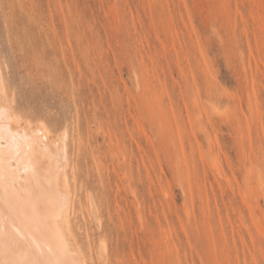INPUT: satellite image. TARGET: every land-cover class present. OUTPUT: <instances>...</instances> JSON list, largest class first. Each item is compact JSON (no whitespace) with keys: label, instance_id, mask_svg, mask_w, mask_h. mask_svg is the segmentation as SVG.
<instances>
[{"label":"rangeland","instance_id":"rangeland-1","mask_svg":"<svg viewBox=\"0 0 264 264\" xmlns=\"http://www.w3.org/2000/svg\"><path fill=\"white\" fill-rule=\"evenodd\" d=\"M0 62L88 264H264V0H0Z\"/></svg>","mask_w":264,"mask_h":264},{"label":"bare ground","instance_id":"bare-ground-1","mask_svg":"<svg viewBox=\"0 0 264 264\" xmlns=\"http://www.w3.org/2000/svg\"><path fill=\"white\" fill-rule=\"evenodd\" d=\"M3 72L0 62V79L3 80V84L0 85V153L7 152L12 156L11 158L22 162L26 170L25 176L27 175V179L21 181L24 188V190L22 189V195H19L20 192L17 193L12 185L7 184V182L1 186L0 210H4L8 206L9 199L12 201L13 208L22 207L28 202L39 201L46 209L44 225L41 231H37L34 227L29 230L25 223L17 221V227L22 233L27 234L26 242L32 246V250L37 253L38 258L43 260L45 264H57L59 260L65 261L66 264H88L82 249L79 247V242L74 239L73 236L75 235L71 232V218L74 212L75 201L71 197L72 190L70 191L69 188L70 182L68 181L71 180H69L66 173L70 160V155L66 148L68 146L65 144L67 138L64 134H61L59 138L53 139L50 129L43 122L39 126L37 124L38 127L34 126L35 128L32 127V124L28 120L24 124L21 122V118L17 116L12 108ZM37 163L47 166L46 169L49 167L54 168V175L43 178L41 174L39 175L36 172L37 168L35 166L39 165ZM70 165L72 166V164ZM70 170L72 171L73 169L71 168ZM10 173V175L14 174L13 171ZM20 180H22V177ZM22 196L24 199L21 198ZM87 205L86 209L88 211L92 207L93 209L95 207L93 200L87 203ZM98 222L100 221L98 220ZM105 248L106 246L102 245L101 251L104 252ZM7 259L9 257H6L0 251V262Z\"/></svg>","mask_w":264,"mask_h":264},{"label":"snow or ice","instance_id":"snow-or-ice-1","mask_svg":"<svg viewBox=\"0 0 264 264\" xmlns=\"http://www.w3.org/2000/svg\"><path fill=\"white\" fill-rule=\"evenodd\" d=\"M2 84L3 80L0 79V85ZM45 212L44 205L39 201L28 202L22 207L13 208L12 201L9 199L8 206L0 210V251L9 259L0 264H45L32 250V246L26 242L27 234L22 233L17 227L19 220L25 223L29 230L34 227L37 231H41ZM57 264H66V262L59 260Z\"/></svg>","mask_w":264,"mask_h":264}]
</instances>
